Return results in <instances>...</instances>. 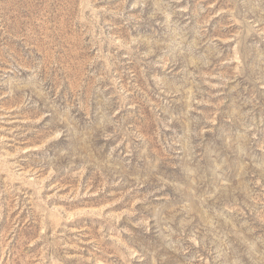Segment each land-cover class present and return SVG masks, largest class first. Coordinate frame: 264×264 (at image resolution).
Wrapping results in <instances>:
<instances>
[{"label": "rangeland", "instance_id": "374dc122", "mask_svg": "<svg viewBox=\"0 0 264 264\" xmlns=\"http://www.w3.org/2000/svg\"><path fill=\"white\" fill-rule=\"evenodd\" d=\"M0 264H264V0H0Z\"/></svg>", "mask_w": 264, "mask_h": 264}]
</instances>
